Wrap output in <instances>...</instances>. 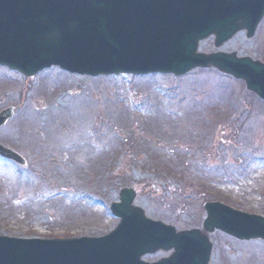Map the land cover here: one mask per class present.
<instances>
[{"label":"rangeland","instance_id":"obj_1","mask_svg":"<svg viewBox=\"0 0 264 264\" xmlns=\"http://www.w3.org/2000/svg\"><path fill=\"white\" fill-rule=\"evenodd\" d=\"M200 50L215 51L213 39ZM222 50L264 62V17L251 38L239 32ZM163 77L93 78L51 67L28 78L0 66V110L16 109L0 143L27 162L0 158V235L107 234L118 223L109 205L122 187L135 189L148 217L176 230L200 227L207 201L264 216V105L213 71ZM226 84L242 92L235 102L205 98ZM166 90L169 100L154 94ZM209 238L211 264H264L261 240L219 231Z\"/></svg>","mask_w":264,"mask_h":264},{"label":"water","instance_id":"obj_2","mask_svg":"<svg viewBox=\"0 0 264 264\" xmlns=\"http://www.w3.org/2000/svg\"><path fill=\"white\" fill-rule=\"evenodd\" d=\"M264 17V0H0V65L30 77L52 65L70 73H172L215 68L241 79L264 100V63L236 52L198 51L213 36L221 47L240 31L250 38ZM13 108L0 112V127ZM0 155L24 165L0 145ZM110 212L116 228L99 237L65 239L0 236V264H210L209 235L264 241V217L219 202L204 204L201 228L176 231L136 205L121 188ZM172 252L155 262L142 257Z\"/></svg>","mask_w":264,"mask_h":264},{"label":"trees","instance_id":"obj_3","mask_svg":"<svg viewBox=\"0 0 264 264\" xmlns=\"http://www.w3.org/2000/svg\"><path fill=\"white\" fill-rule=\"evenodd\" d=\"M216 91H218V92H219V94H221V93H222V91H223V90H222V87H219V88H217V90H216ZM212 92H214V91H212ZM228 93H229V94H227V97L229 98V95L231 94V90H230V89L228 90ZM191 102H192V101H191ZM192 103H193V102H192Z\"/></svg>","mask_w":264,"mask_h":264}]
</instances>
